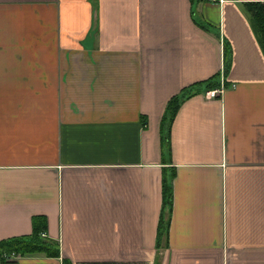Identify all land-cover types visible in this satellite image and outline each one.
<instances>
[{
  "label": "crops",
  "instance_id": "1",
  "mask_svg": "<svg viewBox=\"0 0 264 264\" xmlns=\"http://www.w3.org/2000/svg\"><path fill=\"white\" fill-rule=\"evenodd\" d=\"M248 2L0 0V242L42 217L60 248L0 264H264Z\"/></svg>",
  "mask_w": 264,
  "mask_h": 264
},
{
  "label": "trees",
  "instance_id": "2",
  "mask_svg": "<svg viewBox=\"0 0 264 264\" xmlns=\"http://www.w3.org/2000/svg\"><path fill=\"white\" fill-rule=\"evenodd\" d=\"M202 0H191L193 4H196ZM245 11L250 17L254 30L259 38V42L264 51V2H248L244 4ZM227 63V51L224 53V64ZM217 78H212L208 81L202 82L198 86H193L184 89V91L173 97L166 109L163 122L168 119H174L176 112L182 101L186 98L194 95V89L196 87H203L204 92L215 89L218 85L216 82ZM164 196L166 203H170V186L167 178L163 180ZM46 230V220L42 217H38L34 220L33 234L28 237L13 238L0 242V257L7 261L13 254L20 257H24L32 254H45L47 257L57 258L60 257L59 244L53 240H49L42 236V233ZM64 264H67L64 262Z\"/></svg>",
  "mask_w": 264,
  "mask_h": 264
},
{
  "label": "built area",
  "instance_id": "3",
  "mask_svg": "<svg viewBox=\"0 0 264 264\" xmlns=\"http://www.w3.org/2000/svg\"><path fill=\"white\" fill-rule=\"evenodd\" d=\"M210 1L217 2V3H223L225 0H210ZM223 89L224 88L222 87L220 89L208 90L205 95H206L207 98H215V97H218L221 94ZM42 236L45 237L46 235L42 234ZM12 258H20V256L13 254Z\"/></svg>",
  "mask_w": 264,
  "mask_h": 264
}]
</instances>
